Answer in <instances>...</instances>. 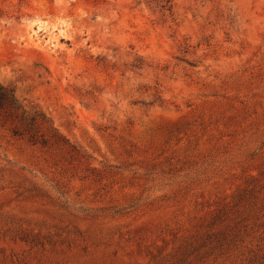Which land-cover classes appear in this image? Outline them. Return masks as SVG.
I'll return each mask as SVG.
<instances>
[{
    "label": "rangeland",
    "instance_id": "374dc122",
    "mask_svg": "<svg viewBox=\"0 0 264 264\" xmlns=\"http://www.w3.org/2000/svg\"><path fill=\"white\" fill-rule=\"evenodd\" d=\"M0 264H264V0H0Z\"/></svg>",
    "mask_w": 264,
    "mask_h": 264
}]
</instances>
